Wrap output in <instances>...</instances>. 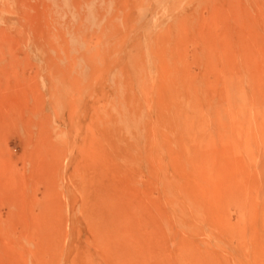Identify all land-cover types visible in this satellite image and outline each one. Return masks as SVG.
<instances>
[{"label":"rangeland","instance_id":"374dc122","mask_svg":"<svg viewBox=\"0 0 264 264\" xmlns=\"http://www.w3.org/2000/svg\"><path fill=\"white\" fill-rule=\"evenodd\" d=\"M0 123V264L264 251V0H0Z\"/></svg>","mask_w":264,"mask_h":264},{"label":"bare ground","instance_id":"6f19581e","mask_svg":"<svg viewBox=\"0 0 264 264\" xmlns=\"http://www.w3.org/2000/svg\"><path fill=\"white\" fill-rule=\"evenodd\" d=\"M7 115V114H6ZM9 116H11L10 115V113H9ZM6 118H8V116H6ZM5 118V119H6ZM1 120H2V117H1ZM4 120V119H3ZM14 120V119H13ZM16 120V119H15ZM5 121V120H4ZM3 122V121H2ZM7 123H8V121H6ZM11 122V121H10ZM17 122V121H16ZM5 123V122H4ZM0 125H1V123H0ZM5 125V124H4ZM28 128V127H27ZM22 133V132H21ZM28 134V133H27ZM23 136V135H22ZM46 144V143H45ZM37 146V145H36ZM24 148H26L27 149V147H24ZM25 150V149H24ZM25 197V196H24ZM33 197V196H32ZM38 198V197H37ZM20 201V200H19ZM29 202V201H28ZM35 202V201H34ZM30 203V202H29ZM37 205V204H36ZM264 213V212H263ZM7 242V241H6ZM263 242V241H262ZM256 252L254 253V254H256V255H254V258H253V264H260V260L261 259H264V251L263 250H260V254L258 255L257 253H258V250L256 249L255 250ZM262 252H263V254H262ZM230 254V253H229ZM232 255V254H231ZM251 264V263H250Z\"/></svg>","mask_w":264,"mask_h":264}]
</instances>
